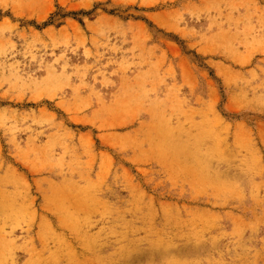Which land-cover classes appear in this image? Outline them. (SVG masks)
<instances>
[{"label":"rangeland","instance_id":"374dc122","mask_svg":"<svg viewBox=\"0 0 264 264\" xmlns=\"http://www.w3.org/2000/svg\"><path fill=\"white\" fill-rule=\"evenodd\" d=\"M0 264H264V0H0Z\"/></svg>","mask_w":264,"mask_h":264}]
</instances>
